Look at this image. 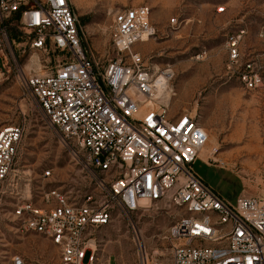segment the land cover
Wrapping results in <instances>:
<instances>
[{
	"label": "built area",
	"instance_id": "2783aa9c",
	"mask_svg": "<svg viewBox=\"0 0 264 264\" xmlns=\"http://www.w3.org/2000/svg\"><path fill=\"white\" fill-rule=\"evenodd\" d=\"M12 18L31 51L57 59L39 72L18 67L16 74L93 185L78 201L53 190L38 203L23 199L12 166L24 128L1 127L0 199H12L7 218L18 233L49 240L59 251L58 264H98L90 231L121 217L138 264H150L131 216L155 206L179 215L165 237L170 264H264V201L242 197L232 207L198 179L192 167L208 143L206 130L189 114L168 117L173 69L154 67L132 51L156 36L147 6L113 14L111 41L121 58L106 64L69 0H0V46ZM169 23L178 25L175 18ZM238 23L224 41L225 76L264 96V26L246 46L248 29ZM217 152H208L206 164ZM13 264L24 263L16 257Z\"/></svg>",
	"mask_w": 264,
	"mask_h": 264
},
{
	"label": "rangeland",
	"instance_id": "374dc122",
	"mask_svg": "<svg viewBox=\"0 0 264 264\" xmlns=\"http://www.w3.org/2000/svg\"><path fill=\"white\" fill-rule=\"evenodd\" d=\"M71 1L101 64L121 58L111 41L113 14L137 6L151 9L156 36L134 45L132 51L149 59L154 67L173 69L168 117L189 114L206 130L208 144L193 164L195 175L232 207L242 197L264 201V96L245 91L225 76L223 47L225 37L238 22L248 29L246 46L253 43L255 32L264 26V0ZM219 7L225 8L223 13H216ZM173 18L177 26L170 25ZM10 24L7 43L0 46V128H24L12 174L20 177L23 199L38 203L44 192L53 190L68 200H81L92 192V183L16 74L18 67L39 72L43 66L56 65L57 59L31 51L19 28L13 27L16 24ZM213 148L218 151L214 162L206 164V150ZM45 172L49 177L44 178ZM12 202L9 197L0 199V264H13L16 257L24 264H58L59 251L49 240L16 231L7 218ZM178 216L173 209L155 206L131 216L148 263L170 264L165 237ZM90 236L98 264H138L137 247L123 218L92 229ZM89 257L90 252H86L83 261Z\"/></svg>",
	"mask_w": 264,
	"mask_h": 264
},
{
	"label": "crops",
	"instance_id": "0c3cea01",
	"mask_svg": "<svg viewBox=\"0 0 264 264\" xmlns=\"http://www.w3.org/2000/svg\"><path fill=\"white\" fill-rule=\"evenodd\" d=\"M70 5L72 6V8H73V10H74V8H76L75 7V3H74V1H71L70 0ZM150 9V8H149ZM150 11H151V9H150ZM75 12V11H74ZM151 17H152V11H151Z\"/></svg>",
	"mask_w": 264,
	"mask_h": 264
},
{
	"label": "bare ground",
	"instance_id": "6f19581e",
	"mask_svg": "<svg viewBox=\"0 0 264 264\" xmlns=\"http://www.w3.org/2000/svg\"><path fill=\"white\" fill-rule=\"evenodd\" d=\"M208 135V134H207ZM208 144V143H207ZM207 148V145L204 147V149H206ZM204 149L202 150V152H201V154L204 152ZM212 149H210V150H206L207 152H209V151H211ZM147 209H150V207H146L145 208V210H147Z\"/></svg>",
	"mask_w": 264,
	"mask_h": 264
},
{
	"label": "trees",
	"instance_id": "16d2710c",
	"mask_svg": "<svg viewBox=\"0 0 264 264\" xmlns=\"http://www.w3.org/2000/svg\"><path fill=\"white\" fill-rule=\"evenodd\" d=\"M14 20V18L10 19V22H12Z\"/></svg>",
	"mask_w": 264,
	"mask_h": 264
}]
</instances>
